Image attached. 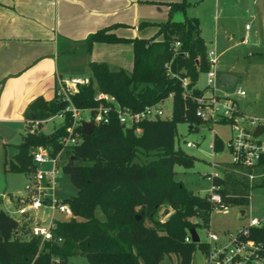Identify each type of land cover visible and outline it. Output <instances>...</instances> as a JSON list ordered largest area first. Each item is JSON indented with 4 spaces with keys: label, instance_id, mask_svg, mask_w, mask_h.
Segmentation results:
<instances>
[{
    "label": "trees",
    "instance_id": "obj_1",
    "mask_svg": "<svg viewBox=\"0 0 264 264\" xmlns=\"http://www.w3.org/2000/svg\"><path fill=\"white\" fill-rule=\"evenodd\" d=\"M187 5V0L170 2L168 18L157 23L151 37L118 36L110 31L115 24L91 32L86 38L88 47L95 41L131 42L132 68H111L106 61L91 60L88 82L78 83V89L70 92L71 101L79 108L95 106L96 93L105 91L133 110L172 93L170 115L147 117L124 126L113 117L109 122H94L90 132L79 124L78 140L62 148V137L72 122L70 111L64 110L68 101L54 94L49 99L38 95L28 103L25 132L16 143L13 157L5 159V169L24 172L29 181L36 168L31 147L44 146L52 155L62 149L67 154L62 171L76 187L75 194L62 200L75 216L56 219L53 234L61 240L41 242L28 232L26 216L20 218L0 205V264H68L74 254L83 255L90 264H172L163 261L171 253L177 255L179 264H190L194 250L205 248L203 240L194 242L185 236L190 227L207 226L212 210L208 194L195 192L176 179L174 168L176 164L191 167L196 159L175 147L176 124L185 121L191 128L202 121L194 112L195 103L182 96L179 76H188L191 92L199 94L203 89L194 84L209 68L198 17H171L175 10L185 13ZM147 23L141 21L139 26ZM157 35L161 38L156 39ZM175 39L180 41L176 53L172 51ZM166 62L174 76L167 72ZM61 110L62 121L43 131L44 120ZM31 121L37 125L32 127ZM137 125L140 131H136ZM213 141L215 149H223V140L216 133ZM149 153V157H141ZM212 183L223 202L246 205L251 189L264 185V177L250 183L244 173L225 162ZM162 205L171 211L161 219L156 213ZM259 235L264 238V227Z\"/></svg>",
    "mask_w": 264,
    "mask_h": 264
},
{
    "label": "crops",
    "instance_id": "obj_2",
    "mask_svg": "<svg viewBox=\"0 0 264 264\" xmlns=\"http://www.w3.org/2000/svg\"><path fill=\"white\" fill-rule=\"evenodd\" d=\"M173 1L178 0H0V139L5 143L7 136L18 131L23 136L28 103L38 95L46 99L53 97L60 79L89 78L91 60H103L111 68L123 67L130 71L133 65L131 42L95 41L88 47L86 38L98 28L112 24L115 25L110 31L118 36L151 37L158 29L157 23L168 18ZM203 1L187 0L185 13L175 10L171 17L179 20L184 14L196 15L200 34L204 39L213 38L216 48L217 23L204 27L196 9ZM212 1L215 6L219 3V0ZM256 1L251 0L250 4L249 0H241L244 18L241 42L249 47L245 53L249 56L263 49L262 20L252 9ZM141 21L148 23L139 26ZM246 22L250 23L248 28ZM246 32L248 40L244 41ZM159 38L161 35L156 36ZM225 39L231 40L232 35L225 34ZM223 73L234 75L230 71ZM198 87L204 90L205 85ZM16 143H13L16 148L13 155L17 151ZM21 195L25 194L17 196ZM14 203L16 206L15 200ZM172 255L178 261L177 255L171 253L165 262H172Z\"/></svg>",
    "mask_w": 264,
    "mask_h": 264
},
{
    "label": "built area",
    "instance_id": "obj_3",
    "mask_svg": "<svg viewBox=\"0 0 264 264\" xmlns=\"http://www.w3.org/2000/svg\"><path fill=\"white\" fill-rule=\"evenodd\" d=\"M249 22L245 23L248 28ZM243 40H248V32L243 36ZM180 41L178 39L172 42V51H178ZM209 68L204 72L206 74L205 87L210 91L194 94L189 88V77L179 76L182 86V96L189 98L195 103L194 112L203 122H227L230 130L226 140H223V148L227 150L228 158L222 162H230L235 170L244 173L249 182L264 177V115L243 112L238 106V102L230 93H219L215 88V82L218 79L217 73L218 53L215 47L207 48ZM167 72L174 76L169 62L165 63ZM88 82V78L60 79L55 90V95L66 99L68 105L64 110H69L72 116V122L67 127V134L62 137L63 147L78 140L76 126L83 120L93 122H109L113 117L118 119L124 125H132L147 117H156L163 115V100L153 104H147L140 110H133L127 105L119 102L114 94L98 91L95 99L98 104L87 108H79L73 104L70 98V92L78 89V83ZM246 93L242 86L238 85L235 94L244 95ZM172 96V93H169ZM88 109L90 114L88 119H84L81 111ZM64 110L58 111L55 115L63 118ZM170 115V110L168 114ZM51 118V117H50ZM32 127L37 125V121H31ZM136 131L141 127L137 125ZM186 146L196 145L194 141H185ZM215 154L214 141L210 144ZM33 161L36 165L32 176L27 183L28 200L17 208V214L25 215L29 221V233L40 239L61 240V237H55L53 228L58 217L57 213L65 215L64 218L75 216L70 205L55 195L56 176L62 170L60 163L62 149L52 155L44 146H36L31 150ZM45 164H48L46 166ZM248 167L249 170L243 169ZM221 171V170H220ZM220 174L218 170H212L204 175L210 181L207 192V198L213 208L227 209L229 205L223 202L219 192L215 190L212 178ZM245 206V205H239ZM47 209V212H45ZM238 211L240 224L236 227H227L223 229H206V239H204L205 248L201 250L204 257V264H264V238L260 237L261 228L264 227V213L261 216L248 215L246 210ZM212 211V210H211ZM185 240H191V235L185 236ZM58 261V257H55Z\"/></svg>",
    "mask_w": 264,
    "mask_h": 264
},
{
    "label": "rangeland",
    "instance_id": "obj_4",
    "mask_svg": "<svg viewBox=\"0 0 264 264\" xmlns=\"http://www.w3.org/2000/svg\"><path fill=\"white\" fill-rule=\"evenodd\" d=\"M249 2L252 4L251 0ZM196 9L203 19L204 27H213L214 22L218 25L219 34L215 49L220 56L218 55L217 73L221 74L230 71L236 77V81L232 86L220 85L216 80V90L219 93L228 92L236 97L239 108L244 112L264 115V39H262L263 49L261 53L250 56L245 55L249 47L241 42L244 25L241 0H219L216 6L212 0H204ZM252 9L261 18V25L264 30V0H257ZM245 16L249 17V14L246 13ZM225 34L232 35V39L229 41L226 40ZM205 40L208 46L207 48L214 47L213 38L210 40L206 37ZM205 84L206 74L201 72L194 85L198 87L204 86ZM238 85L245 89L246 94H235ZM206 90V92L210 91L208 88ZM163 105L171 110V96L163 99ZM89 114L88 109L81 111L84 119H88ZM61 121L62 119L60 117L54 115L44 120L41 129L48 132ZM176 128L175 147L179 146L186 152L194 154L196 159L193 166L188 168L176 164L174 166L176 171L175 178L182 179L183 183L195 192L204 194L210 186V181L204 174L212 170H218L220 172L224 166L222 162L228 158V153L225 148L216 149L215 154H211L213 150L210 144L213 142L215 133L221 139H227L230 130L229 123L201 121L193 125L191 129L189 128L188 122L181 121L176 124ZM7 137L8 141L6 140L7 142L5 143L0 139V205L13 214H17V207L24 205L28 200L26 187L28 182L24 172L6 170L5 159L12 157L13 152L16 150L13 143L20 141L22 134L18 131ZM187 140L194 141L196 145L186 146L185 141ZM149 156L150 153L144 154L141 157L146 158ZM66 158L67 154L63 151L60 163H64ZM45 165L48 166V164ZM55 181L56 187L54 192L57 197L63 198L76 193V187L71 182L69 175L64 171L61 170L57 174ZM19 194L25 195L17 196ZM14 200L16 201L17 207L15 206ZM240 208L245 209L248 215L261 216L264 213V185H256L251 189L250 201L243 207L233 204L229 205L227 209L213 208L207 226L200 224L196 228L200 239H206V229L208 227L218 229L238 226L240 224L238 219V211ZM57 215L61 218L65 217L62 213H57ZM19 216L20 218L25 217L22 214H19ZM191 218L194 220L197 219L196 217ZM167 259L169 257L165 255L163 261ZM170 259L173 264H179L174 255ZM203 259L201 250L196 248L192 254L191 264H203ZM68 264L90 263L83 255L74 254L69 257Z\"/></svg>",
    "mask_w": 264,
    "mask_h": 264
},
{
    "label": "water",
    "instance_id": "obj_5",
    "mask_svg": "<svg viewBox=\"0 0 264 264\" xmlns=\"http://www.w3.org/2000/svg\"><path fill=\"white\" fill-rule=\"evenodd\" d=\"M235 76L230 73H221L218 76V83L220 85H226V86H232L235 82ZM167 108H164L163 115H167ZM82 129L85 132H90L94 126V122L90 120H83L82 123ZM124 126V124H122ZM33 147L30 148L32 150ZM171 211V208L168 205H162L160 206L159 211L156 213V216L160 217L161 219L164 218L166 215H168ZM45 212H47V209H45ZM243 212V209H241V213ZM189 233L191 235V240L194 242H198L200 240L199 234L195 227L189 228Z\"/></svg>",
    "mask_w": 264,
    "mask_h": 264
}]
</instances>
